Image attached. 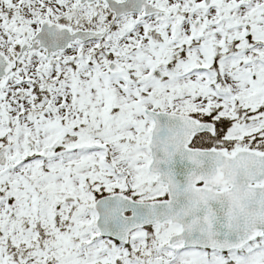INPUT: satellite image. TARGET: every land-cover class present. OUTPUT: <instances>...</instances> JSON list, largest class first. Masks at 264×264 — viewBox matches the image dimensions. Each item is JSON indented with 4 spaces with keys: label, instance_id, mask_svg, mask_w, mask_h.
Wrapping results in <instances>:
<instances>
[{
    "label": "snow or ice",
    "instance_id": "6c2138e0",
    "mask_svg": "<svg viewBox=\"0 0 264 264\" xmlns=\"http://www.w3.org/2000/svg\"><path fill=\"white\" fill-rule=\"evenodd\" d=\"M0 264H264V0H0Z\"/></svg>",
    "mask_w": 264,
    "mask_h": 264
}]
</instances>
